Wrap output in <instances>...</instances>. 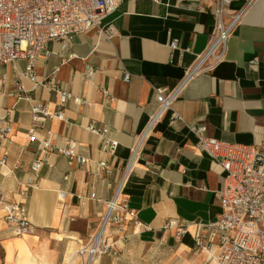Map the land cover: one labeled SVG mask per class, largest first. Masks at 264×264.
Instances as JSON below:
<instances>
[{
    "label": "crops",
    "instance_id": "crops-1",
    "mask_svg": "<svg viewBox=\"0 0 264 264\" xmlns=\"http://www.w3.org/2000/svg\"><path fill=\"white\" fill-rule=\"evenodd\" d=\"M246 2L230 0L223 11L235 14ZM216 5L217 0H123L106 19L114 28L110 40L98 38L91 29L74 35L64 49L49 42L35 62L37 81L52 78L82 103L69 99L63 106L66 121L48 119L35 136L40 140L50 131L53 147L71 140L90 165L81 167L49 152L48 163L37 174L38 186L28 187L23 195L19 191L29 166L40 155L38 142L30 143L27 134L31 106L40 103L56 110L58 96L45 87L32 89L22 76L25 61L0 64V116L6 115L12 128L8 138L0 140V159L6 160L0 165V264H83L74 254L97 231L105 204L124 174L122 196L140 225L126 220L119 227L108 226L106 241L116 242L115 251L90 264L210 263L207 254L193 251L191 235L193 224L219 217L216 192L222 188L223 172L199 152L187 126L204 125L207 137L223 142L264 145V0L247 6L222 58L207 60L209 68L180 92L172 110L183 123H170L171 111L166 112L129 167L128 162L157 109L155 90L173 88L206 52L216 26ZM172 40L175 50L168 47ZM86 66L94 69L90 79L85 77ZM124 74L129 75L127 81ZM91 123L106 127V136L88 132ZM5 204L22 207L34 226L32 233L11 235L3 222ZM170 219L189 223L188 233L179 240L173 231L163 230ZM211 252L217 254L215 243Z\"/></svg>",
    "mask_w": 264,
    "mask_h": 264
},
{
    "label": "built area",
    "instance_id": "built-area-1",
    "mask_svg": "<svg viewBox=\"0 0 264 264\" xmlns=\"http://www.w3.org/2000/svg\"><path fill=\"white\" fill-rule=\"evenodd\" d=\"M122 1L0 0V64L25 61L22 76L32 83V89L45 87L58 96L56 110L50 111L40 103L31 106L32 125L27 134L30 143L38 142L40 155L31 162L30 174L24 188L19 191L20 195H23L28 187L38 186L37 174L42 166L48 163L49 152L53 151L69 163L74 162L81 167L90 165L89 159L77 154L75 143L71 140H67L63 147H53L49 140L50 131L46 132V138L38 140L35 136L36 128L48 119L66 121L63 106L69 99H73L75 104L82 103L80 98L72 97L63 91L52 78L43 83L37 81L35 62L38 54L49 42H58L60 48L64 49L74 35L91 29L95 30L98 38L110 40L114 35V28L106 19L119 8ZM253 1L247 0L239 12L226 16L223 4H229L230 0H217L214 11L216 26L206 52L193 67L184 72L182 79L173 88L155 90L157 109L138 135L131 149L128 167L136 159L145 137L166 112L171 111L170 123H183L182 118L172 110L173 103L196 74L209 68L205 65L207 60L213 59L217 62L222 58L227 38ZM168 47L175 50L176 40H172ZM251 64L255 65L256 62ZM93 73V68L85 67L86 79H90ZM128 79L129 75L124 74L123 80ZM20 92L23 93L21 87ZM102 94L108 97L105 90H102ZM24 98L27 101L32 100L29 96ZM187 128L195 136V146L199 152L206 154L223 172L222 188L216 192L220 207L219 217L207 224H193V251L207 254L209 261L215 264H264V145L247 146L209 138L205 135L204 125ZM11 130L7 116H0V140L8 138ZM87 130L101 138L108 132L106 127L99 128L92 123L87 126ZM5 161V158L0 159V165H4ZM99 166L106 168L105 163H100ZM124 177L125 174L118 184L115 196L105 204L106 211L97 231L89 238L88 243L74 254L83 259V264H90L99 255L115 251L116 242L106 241L105 229L108 226L119 227L126 220L135 226L140 225L136 213L130 210L122 196ZM60 197H63V194H60ZM3 222L14 237L30 234L34 230V226L27 220L18 204L3 205ZM188 227L189 223L186 221L170 219L165 223L163 230L173 231L174 238L179 240L188 233ZM205 233L207 236H204ZM213 243L217 246V254L211 252Z\"/></svg>",
    "mask_w": 264,
    "mask_h": 264
},
{
    "label": "rangeland",
    "instance_id": "rangeland-1",
    "mask_svg": "<svg viewBox=\"0 0 264 264\" xmlns=\"http://www.w3.org/2000/svg\"><path fill=\"white\" fill-rule=\"evenodd\" d=\"M211 263V262H210ZM210 263H208V264H210Z\"/></svg>",
    "mask_w": 264,
    "mask_h": 264
},
{
    "label": "bare ground",
    "instance_id": "bare-ground-1",
    "mask_svg": "<svg viewBox=\"0 0 264 264\" xmlns=\"http://www.w3.org/2000/svg\"><path fill=\"white\" fill-rule=\"evenodd\" d=\"M215 264V263H214Z\"/></svg>",
    "mask_w": 264,
    "mask_h": 264
}]
</instances>
